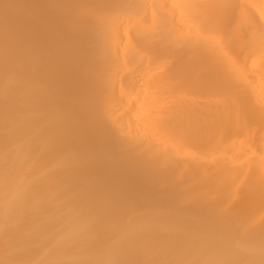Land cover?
Masks as SVG:
<instances>
[{
    "label": "bare ground",
    "instance_id": "6f19581e",
    "mask_svg": "<svg viewBox=\"0 0 264 264\" xmlns=\"http://www.w3.org/2000/svg\"><path fill=\"white\" fill-rule=\"evenodd\" d=\"M0 264H264V0H0Z\"/></svg>",
    "mask_w": 264,
    "mask_h": 264
}]
</instances>
